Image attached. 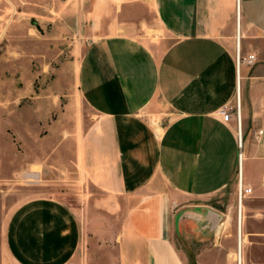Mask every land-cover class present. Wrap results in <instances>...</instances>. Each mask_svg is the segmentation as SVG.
Instances as JSON below:
<instances>
[{"label": "crops", "instance_id": "obj_1", "mask_svg": "<svg viewBox=\"0 0 264 264\" xmlns=\"http://www.w3.org/2000/svg\"><path fill=\"white\" fill-rule=\"evenodd\" d=\"M84 9L94 42L72 64V89L47 95L41 121L31 89H18L32 99L13 108L14 140L29 153L17 175L66 187L12 211L0 264H189L175 238L179 205L233 201L240 180L264 195V0H91ZM12 12L0 0V49L18 30ZM148 31L161 35L148 41ZM238 50L256 56L241 69L242 149L235 117L218 114L237 101Z\"/></svg>", "mask_w": 264, "mask_h": 264}, {"label": "rangeland", "instance_id": "obj_2", "mask_svg": "<svg viewBox=\"0 0 264 264\" xmlns=\"http://www.w3.org/2000/svg\"><path fill=\"white\" fill-rule=\"evenodd\" d=\"M5 4L11 12L19 13L15 12L18 30L3 34L0 49L4 56L0 61V242L5 223L18 205L56 191L55 195H62L59 191L66 187L61 181L53 186L44 176L17 175L16 170L26 165L29 153L14 140L13 108L32 99H19L18 89H31L32 96L35 91L37 121L43 120L41 114L51 105L47 95L72 89V64L94 42L90 23L85 22V30L78 16V10H89L91 0H5ZM142 35L154 42L161 34L148 31ZM13 58H20L23 63L18 66ZM60 109L58 106L56 112ZM58 115L55 113V120ZM21 132L22 141L27 142L28 129L22 128ZM44 135V129H38V157L44 155L45 144L39 141ZM17 154H21L20 163ZM33 170L40 174L41 167ZM234 198L232 201L231 196L225 195L212 202L191 199L179 205L173 218L175 238L188 255L189 264H240L239 189ZM194 203L202 205L197 213L192 212ZM242 238V264H264V195L253 193L243 200Z\"/></svg>", "mask_w": 264, "mask_h": 264}, {"label": "built area", "instance_id": "obj_3", "mask_svg": "<svg viewBox=\"0 0 264 264\" xmlns=\"http://www.w3.org/2000/svg\"><path fill=\"white\" fill-rule=\"evenodd\" d=\"M256 62V56L251 54L246 57L241 55V52H237L236 57V68H237V78H238V96L235 105H227L221 108L218 114L222 117V119L229 123L233 117L236 120L237 126V135H238V142L239 147L242 149V139H243V126H242V118H241V108H240V83H241V69L243 66H253ZM257 137L263 134L262 130H259L255 133ZM241 157V155H240ZM252 193V188L243 186L241 180L239 183V197L240 201L243 197L250 195Z\"/></svg>", "mask_w": 264, "mask_h": 264}, {"label": "bare ground", "instance_id": "obj_4", "mask_svg": "<svg viewBox=\"0 0 264 264\" xmlns=\"http://www.w3.org/2000/svg\"><path fill=\"white\" fill-rule=\"evenodd\" d=\"M240 2H238V5ZM240 41V39H238ZM238 46H240V43L238 42ZM240 51V50H238ZM243 199V198H242ZM242 201V200H241ZM239 212H240V217L238 221V238H239V243H238V253H237V259L240 264H242V246H243V238H242V221H243V205L240 203L239 199ZM241 222V225H240Z\"/></svg>", "mask_w": 264, "mask_h": 264}, {"label": "water", "instance_id": "obj_5", "mask_svg": "<svg viewBox=\"0 0 264 264\" xmlns=\"http://www.w3.org/2000/svg\"><path fill=\"white\" fill-rule=\"evenodd\" d=\"M240 225H241V222H240Z\"/></svg>", "mask_w": 264, "mask_h": 264}]
</instances>
